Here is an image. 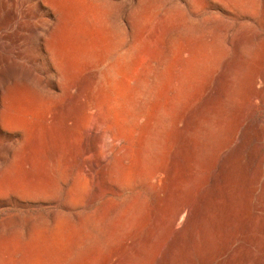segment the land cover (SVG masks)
<instances>
[{"label":"rangeland","instance_id":"1","mask_svg":"<svg viewBox=\"0 0 264 264\" xmlns=\"http://www.w3.org/2000/svg\"><path fill=\"white\" fill-rule=\"evenodd\" d=\"M0 264H264V0H0Z\"/></svg>","mask_w":264,"mask_h":264}]
</instances>
